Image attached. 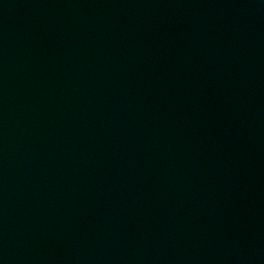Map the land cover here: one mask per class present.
Instances as JSON below:
<instances>
[{
	"label": "water",
	"instance_id": "water-1",
	"mask_svg": "<svg viewBox=\"0 0 264 264\" xmlns=\"http://www.w3.org/2000/svg\"><path fill=\"white\" fill-rule=\"evenodd\" d=\"M0 264H264V0H0Z\"/></svg>",
	"mask_w": 264,
	"mask_h": 264
}]
</instances>
